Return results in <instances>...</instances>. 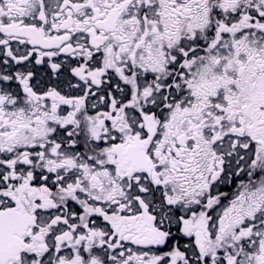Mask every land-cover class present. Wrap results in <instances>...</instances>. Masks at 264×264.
I'll return each instance as SVG.
<instances>
[{
  "label": "snow or ice",
  "instance_id": "1",
  "mask_svg": "<svg viewBox=\"0 0 264 264\" xmlns=\"http://www.w3.org/2000/svg\"><path fill=\"white\" fill-rule=\"evenodd\" d=\"M0 264H264V0H0Z\"/></svg>",
  "mask_w": 264,
  "mask_h": 264
}]
</instances>
